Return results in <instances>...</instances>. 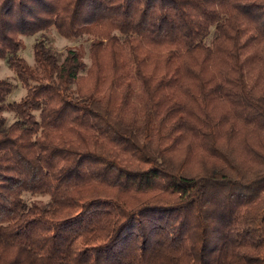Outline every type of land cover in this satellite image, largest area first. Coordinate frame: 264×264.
Returning a JSON list of instances; mask_svg holds the SVG:
<instances>
[{
	"label": "trees",
	"instance_id": "trees-1",
	"mask_svg": "<svg viewBox=\"0 0 264 264\" xmlns=\"http://www.w3.org/2000/svg\"><path fill=\"white\" fill-rule=\"evenodd\" d=\"M0 59V264H264V0H0Z\"/></svg>",
	"mask_w": 264,
	"mask_h": 264
},
{
	"label": "rangeland",
	"instance_id": "rangeland-1",
	"mask_svg": "<svg viewBox=\"0 0 264 264\" xmlns=\"http://www.w3.org/2000/svg\"><path fill=\"white\" fill-rule=\"evenodd\" d=\"M21 47L17 55L22 57L29 65H34L32 45L35 41L42 39L45 45L54 52L59 59L63 57L66 49L72 48L77 50L81 60L86 67L90 64L88 47L91 41L89 36H83L77 39H67L59 35L54 28H49L44 32L34 34L32 36H21ZM0 80H7L12 84V90L6 98V103L19 101L26 93V88L19 82L15 73L9 68L6 59H0ZM3 116L7 123H11L14 119L10 111H4ZM22 198L26 203L35 202L43 204L48 201V196L43 194H32L24 192Z\"/></svg>",
	"mask_w": 264,
	"mask_h": 264
}]
</instances>
